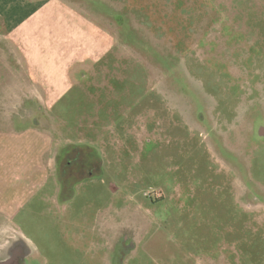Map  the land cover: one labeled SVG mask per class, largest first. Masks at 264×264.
Masks as SVG:
<instances>
[{
    "label": "rangeland",
    "instance_id": "obj_1",
    "mask_svg": "<svg viewBox=\"0 0 264 264\" xmlns=\"http://www.w3.org/2000/svg\"><path fill=\"white\" fill-rule=\"evenodd\" d=\"M24 1L0 24V260L264 264V0ZM74 146L102 166L68 198Z\"/></svg>",
    "mask_w": 264,
    "mask_h": 264
},
{
    "label": "flooded vegetation",
    "instance_id": "obj_2",
    "mask_svg": "<svg viewBox=\"0 0 264 264\" xmlns=\"http://www.w3.org/2000/svg\"><path fill=\"white\" fill-rule=\"evenodd\" d=\"M55 164L53 165V174L61 189V192H68V198L72 196L74 188L85 178L97 176L101 173L102 161L99 157L92 153L91 150L74 146L70 149H61L55 154ZM130 233H126L121 237V242L117 246V251L113 249V261L124 260L131 252L133 241ZM18 243V242H16ZM131 247V248H130ZM21 245L13 244L7 247V255L0 260V264H18L19 260H13L14 255H21ZM117 254V255H116ZM24 261V260H23Z\"/></svg>",
    "mask_w": 264,
    "mask_h": 264
},
{
    "label": "crops",
    "instance_id": "obj_3",
    "mask_svg": "<svg viewBox=\"0 0 264 264\" xmlns=\"http://www.w3.org/2000/svg\"><path fill=\"white\" fill-rule=\"evenodd\" d=\"M32 5L24 0H0V24L5 29H13L26 23Z\"/></svg>",
    "mask_w": 264,
    "mask_h": 264
}]
</instances>
